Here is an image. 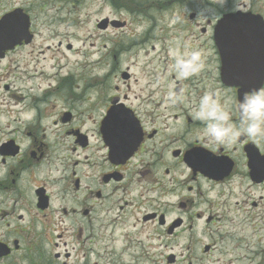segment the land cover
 <instances>
[{
  "label": "flooded vegetation",
  "instance_id": "af4514ba",
  "mask_svg": "<svg viewBox=\"0 0 264 264\" xmlns=\"http://www.w3.org/2000/svg\"><path fill=\"white\" fill-rule=\"evenodd\" d=\"M34 6V0L28 7L21 0L5 9L19 8L28 15L31 39L7 50L4 58L34 41ZM235 9H219L208 24L213 54L210 68L203 72L211 80L209 88H201L204 97L199 106L172 103L174 113L167 114L153 110V103L145 109L143 103H135L126 94L114 93L106 99L104 86L93 101L85 93L83 109L78 110L70 104L72 90L58 79L49 80L26 96L9 93V84L3 85V92L18 103L13 104V110L0 109V264H47L42 259L41 239L45 238V225L52 222L75 221L78 227L73 231L71 224L70 235L81 239L85 229L83 241L105 228L111 230L109 235L115 231L124 240L132 233L183 239L186 230L193 239L195 218L201 217L193 209L202 202V185L212 193L210 197L216 204L230 200L233 206L242 204L247 208L250 203L254 208L263 202L264 135L217 140L208 134L209 121L197 115L207 102L208 109L218 107L230 116L231 123L239 125L240 100L248 92L264 90V49L259 48L260 40L247 43L245 48H231L233 61L228 65L222 59L216 28L223 15ZM242 10L264 20L263 12ZM190 69L184 71L190 74ZM36 74L29 73L26 79H36ZM128 76L121 74L125 79ZM242 78L247 82H237ZM198 83L194 78L191 83L182 79L175 82L173 91L179 95L183 86L191 85L200 97ZM216 92L222 103L217 102ZM187 158L198 168L188 166ZM175 206L177 213L169 219L168 208ZM260 209L256 208L255 216H251L254 209L246 211L245 217L264 221ZM24 234L26 238L34 235L27 244L22 242ZM56 238L60 240L62 234ZM53 245L59 247L57 242ZM61 245L67 243L61 241ZM212 249L205 245L203 251ZM85 255L89 253L73 257L65 247L53 257L60 264H66L65 260L71 264H98Z\"/></svg>",
  "mask_w": 264,
  "mask_h": 264
},
{
  "label": "rangeland",
  "instance_id": "374dc122",
  "mask_svg": "<svg viewBox=\"0 0 264 264\" xmlns=\"http://www.w3.org/2000/svg\"><path fill=\"white\" fill-rule=\"evenodd\" d=\"M21 0H0V13L6 8L16 5ZM30 1L25 0L26 7ZM33 9L35 37L34 41L17 49L0 59V109L13 110L18 103L9 93L29 95L38 87H44L48 81L55 79L72 90L74 96L70 104L74 109H83L86 98L93 101L103 92L108 99L111 94H126L135 103L142 104L145 109L152 105L153 110L173 114L172 103L199 106L204 97L202 87L209 88L210 77L204 75L209 69V58L212 57L211 37L208 24L219 9L251 8L264 13V0H34ZM194 16L190 18V14ZM102 18L123 21L119 27L108 26L99 29L97 23ZM204 29V32L201 31ZM192 52H199L201 67L199 71L184 76L180 75L177 59L187 61ZM65 55L68 64L62 72L57 73L56 63L59 56ZM41 70L44 75L53 74L51 78L40 75L36 79L27 80V74ZM128 73L123 79L121 74ZM103 77L106 79L103 81ZM98 78V79H97ZM199 81L197 88L183 86V91L175 95L173 89L176 81L186 79L188 83ZM43 79V80H40ZM97 79V80H96ZM96 80V81H95ZM4 84H9V93L3 92ZM180 84V82H179ZM22 88V89H21ZM3 93V94H2ZM217 93V102L219 93ZM34 94L33 96H35ZM76 95V96H75ZM203 95V96H202ZM75 97V98H74ZM77 97V98H76ZM210 100L211 97H209ZM214 101V100H212ZM222 103V102H220ZM11 104V106H7ZM78 110H76L78 112ZM159 113V112H158ZM5 118V115L2 114ZM81 120V118H77ZM91 173V171H89ZM201 204L193 210L201 217L195 218L193 239L186 230L184 238L166 236L165 234H129L124 240L113 231H97L85 241V229L81 239L70 235L78 224L70 222H52L45 225L43 237L42 259L47 264H60L53 257L57 251L63 252L66 247L72 255L81 256L88 252L86 258L98 264H264V233L245 234L244 242L236 244L218 233L216 210L233 206L229 203L216 204L210 196L212 193L202 185ZM260 195V194H259ZM175 201V198H170ZM252 208L251 216H255L256 208L260 217L264 218V200ZM178 208L169 207L168 217L176 215ZM212 217L206 221V217ZM246 214H243L245 218ZM112 215L108 218L111 219ZM233 223L236 214H230ZM264 228V221L262 220ZM108 224V221H104ZM217 224V223H216ZM23 228L28 224H20ZM39 226L40 225H36ZM84 226V225H83ZM224 228L222 231H227ZM28 231V230H26ZM104 232V237L100 235ZM61 233L62 238L56 237ZM24 234L22 242L27 244L29 238ZM36 241V240H34ZM65 241L67 245H61ZM53 242L59 243L56 248ZM33 243V242H32ZM212 246V250L204 252V246ZM238 245V246H237ZM72 247V248H71ZM87 247L89 250L87 251ZM175 261L168 260L169 255ZM39 259L38 256H32ZM71 264L70 260H65Z\"/></svg>",
  "mask_w": 264,
  "mask_h": 264
},
{
  "label": "water",
  "instance_id": "95a60500",
  "mask_svg": "<svg viewBox=\"0 0 264 264\" xmlns=\"http://www.w3.org/2000/svg\"><path fill=\"white\" fill-rule=\"evenodd\" d=\"M106 23L107 20L103 19L98 27L105 28ZM111 23L115 24L116 22L111 21ZM26 34L27 23L22 16L17 11L6 14L0 20V51L12 47ZM215 39L222 50V59L228 65L233 61L231 48H245L247 43L260 40L262 44L259 48L264 49V21L260 16L240 11L226 14L218 22ZM237 82L246 83L247 79H238Z\"/></svg>",
  "mask_w": 264,
  "mask_h": 264
},
{
  "label": "clouds",
  "instance_id": "9594fccd",
  "mask_svg": "<svg viewBox=\"0 0 264 264\" xmlns=\"http://www.w3.org/2000/svg\"><path fill=\"white\" fill-rule=\"evenodd\" d=\"M200 59L199 52H192L187 61L177 59L180 75L188 74L184 71L186 67H190L193 73L199 71L202 66ZM204 103L205 108L198 112L197 115L199 118L209 121L207 131L211 137L217 140H224L241 135L250 137L264 135V90L248 92L240 100L238 105L241 113L239 125L231 123L230 116L222 112L218 107L208 109L206 106L207 102Z\"/></svg>",
  "mask_w": 264,
  "mask_h": 264
},
{
  "label": "bare ground",
  "instance_id": "6f19581e",
  "mask_svg": "<svg viewBox=\"0 0 264 264\" xmlns=\"http://www.w3.org/2000/svg\"><path fill=\"white\" fill-rule=\"evenodd\" d=\"M68 59L65 55L59 56L58 61L56 63L57 66V73L62 72L63 68L67 66ZM42 75L40 72L36 76ZM46 77H52L53 74L44 75ZM219 209L216 210V223L218 233H222L223 237L229 238L232 242L234 241L236 244L244 242L246 239L245 234L252 233H264L262 221H259L255 217H245L243 218V214L247 211L249 212L251 209H247L244 205L239 204L237 206H231L227 209H223L218 207ZM236 214L237 221L233 223L232 219L230 218V214ZM224 228H228L227 231H222ZM238 246V245H237Z\"/></svg>",
  "mask_w": 264,
  "mask_h": 264
}]
</instances>
